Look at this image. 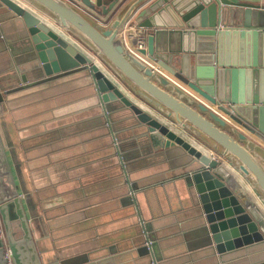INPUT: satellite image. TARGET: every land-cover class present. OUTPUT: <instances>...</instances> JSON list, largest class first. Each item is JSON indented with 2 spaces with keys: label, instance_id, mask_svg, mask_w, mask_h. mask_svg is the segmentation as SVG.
Wrapping results in <instances>:
<instances>
[{
  "label": "water",
  "instance_id": "obj_1",
  "mask_svg": "<svg viewBox=\"0 0 264 264\" xmlns=\"http://www.w3.org/2000/svg\"><path fill=\"white\" fill-rule=\"evenodd\" d=\"M0 1L21 19L17 35L23 45L21 60L16 56L9 75V82L18 84H1L0 103L11 91L86 70L96 103L108 118L115 108H124L123 115L142 126L154 150L180 146L185 151L183 179L198 209L205 244L221 263L241 249L264 251V206L244 190L245 182L234 172L246 176L264 196V147L252 138L245 142L250 136L243 131L264 141V0H130L121 10L126 0H79L99 14L114 11L110 27L75 0H27L83 40L117 80L48 18L17 0ZM130 18L140 29L153 28L150 45L138 48L145 59L118 38ZM183 83L217 108L182 98ZM166 117L182 129L192 127L196 141ZM1 135L0 170L16 186ZM37 222L30 220L18 189L3 185L0 226L15 264H41L39 252L44 264H69L56 250L44 254L46 247L34 235L42 233ZM4 262L0 238V264Z\"/></svg>",
  "mask_w": 264,
  "mask_h": 264
},
{
  "label": "crops",
  "instance_id": "obj_2",
  "mask_svg": "<svg viewBox=\"0 0 264 264\" xmlns=\"http://www.w3.org/2000/svg\"><path fill=\"white\" fill-rule=\"evenodd\" d=\"M17 1L48 18L117 80L106 61L73 32L31 2ZM75 2L110 27L114 11L103 15ZM130 19L133 34L120 32L118 38L135 45L140 36L148 47L153 28L137 30ZM20 23L0 1V86L18 84L10 83L9 75L16 56L21 60L23 55L17 35ZM90 80L86 70L72 72L4 94L0 103V132L16 181V186L8 182L9 173L0 170V190L6 184L10 191L18 189L30 220L42 226L41 235H34L46 247L44 254L56 250L60 258L70 259L69 264H222L205 244L198 209L183 179L185 151L180 146L154 150L142 126L123 115L124 108H115L108 118L96 103ZM225 83L230 85V75ZM183 86L182 98L195 105L201 102ZM126 93L134 96L129 89ZM165 121L196 141L192 127L182 129L172 119ZM243 131L250 136L245 142L254 140L264 147L262 139ZM234 172L245 182L244 190L264 206L263 194L246 176ZM257 251L241 249L225 264H264V251ZM38 257L44 264L40 252Z\"/></svg>",
  "mask_w": 264,
  "mask_h": 264
},
{
  "label": "built area",
  "instance_id": "obj_3",
  "mask_svg": "<svg viewBox=\"0 0 264 264\" xmlns=\"http://www.w3.org/2000/svg\"><path fill=\"white\" fill-rule=\"evenodd\" d=\"M100 20V19H99ZM131 19H127L121 29L120 32H122L124 35H127V30L130 29L131 27H133V24L130 22ZM140 29L138 26H137V30ZM137 33V32H136ZM123 43L125 46H127L132 52H134L137 56L145 59V57L143 56V54L138 50L139 47H144L145 45V41L142 37L138 36L137 37V42L135 45H131L127 42V40H123ZM185 87V86H183ZM186 88V87H185ZM190 90V89H188ZM190 93H193L194 96H196L199 101L205 103L206 105L208 106H211L212 104L209 103V101L207 102L202 95L198 94L197 92L195 91H192L190 90L189 91ZM195 92V93H194ZM217 105V104H216ZM213 107V105L211 106ZM214 108V107H213ZM216 108V107H215ZM0 238L2 239V247H3V257H4V264H15V261H14V257H13V253H12V250L9 246V243L7 241V238H6V235H5V232L3 230V227L2 225L0 226Z\"/></svg>",
  "mask_w": 264,
  "mask_h": 264
},
{
  "label": "rangeland",
  "instance_id": "obj_4",
  "mask_svg": "<svg viewBox=\"0 0 264 264\" xmlns=\"http://www.w3.org/2000/svg\"><path fill=\"white\" fill-rule=\"evenodd\" d=\"M3 125V124H2ZM3 131V130H2Z\"/></svg>",
  "mask_w": 264,
  "mask_h": 264
}]
</instances>
